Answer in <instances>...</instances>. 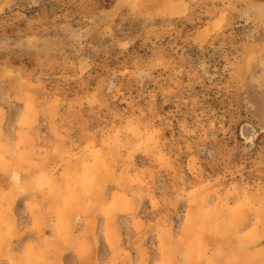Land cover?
Masks as SVG:
<instances>
[{
  "label": "rangeland",
  "instance_id": "1",
  "mask_svg": "<svg viewBox=\"0 0 264 264\" xmlns=\"http://www.w3.org/2000/svg\"><path fill=\"white\" fill-rule=\"evenodd\" d=\"M0 151L18 264L264 246V0H0Z\"/></svg>",
  "mask_w": 264,
  "mask_h": 264
},
{
  "label": "crops",
  "instance_id": "2",
  "mask_svg": "<svg viewBox=\"0 0 264 264\" xmlns=\"http://www.w3.org/2000/svg\"><path fill=\"white\" fill-rule=\"evenodd\" d=\"M4 152L0 151V159L2 158V156H4ZM14 186V185H12ZM8 188V186L6 187ZM8 190V189H7ZM5 199V200H3ZM16 199V198H15ZM1 203H9V201L12 200H8V197L4 196L1 197ZM14 201V199H13ZM43 201V200H42ZM118 209L121 213L123 214H129L131 213V211H133L132 207H130L127 203L118 206ZM2 220L6 221V225L3 227H0V233L2 234L4 232V230H6L8 232V229H12V231L14 232V230L17 228L14 227L15 225L12 224L10 222L9 218V214L8 212L4 215H1L0 217ZM7 219V220H6ZM34 226H32L33 228ZM31 228V229H32ZM108 230L107 232H111L112 235H116V233L114 232V228L112 227V225L108 224ZM253 233V230L249 231L248 233L245 234V239H247V237H251ZM213 235L209 234V236H207V240L210 241L212 239ZM249 239V238H248ZM111 243V245L114 247V245H117L116 239L113 238V240L109 241ZM163 247V246H162ZM171 251H173L175 253V250L178 246H175L174 248H172V246H170ZM184 247V246H183ZM228 247V250H231V254L232 252L235 254L234 258H232V262L231 264H264V246H187L186 250L192 251V253H199L201 254V256H203V251L207 248V254L205 255L206 257L202 260V262H198L195 261L192 264H213V262L216 259L215 253L216 250H223L225 248ZM29 250H34L36 249L37 252L40 251L43 247L42 246H28ZM64 247L63 246H59V251L61 252V255L63 253ZM171 254H173L171 252ZM168 257H169V253L168 250L163 254V260L162 261H168ZM172 257V256H171ZM0 259L4 262H7V264H18L19 263V259L17 256V248H15V246H0ZM60 258L59 256L54 257L53 260H51L50 264H57L59 262ZM197 260V259H196Z\"/></svg>",
  "mask_w": 264,
  "mask_h": 264
}]
</instances>
